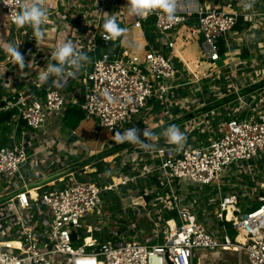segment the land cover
<instances>
[{
  "label": "built area",
  "instance_id": "obj_1",
  "mask_svg": "<svg viewBox=\"0 0 264 264\" xmlns=\"http://www.w3.org/2000/svg\"><path fill=\"white\" fill-rule=\"evenodd\" d=\"M41 1L51 44L47 33L35 42L29 38L35 58L25 59L22 70L8 57L0 63V112H11L13 129L19 122L25 126L20 145L0 147V264H195L196 249L231 251L247 264H264V102L248 117L213 114L175 125L185 136L180 146L169 142L166 129L154 134L158 118L150 105L165 107L174 87L177 50L168 33L196 18L201 59L214 62L238 15L203 4L175 11L171 21L159 9L133 15L127 0ZM31 2L0 0L12 32L27 34V25L18 27L14 16ZM127 14L136 28L151 20L173 54L102 52L40 85L38 74L55 62L51 53L60 42L71 40L78 50L94 52L96 39L107 46L115 37L99 22L108 26L111 15L126 24ZM255 15L264 21V8ZM262 48L264 53V38ZM80 69L81 101L63 86ZM238 100L237 109L252 105V98ZM69 105L111 133V145L123 144L116 143L117 131L136 128L148 147L133 143L102 157L101 167L71 164L78 150H59L49 138ZM144 130L153 135L143 136ZM238 186L244 200L254 202L246 209L239 204ZM139 198L143 201L135 202Z\"/></svg>",
  "mask_w": 264,
  "mask_h": 264
},
{
  "label": "crops",
  "instance_id": "obj_2",
  "mask_svg": "<svg viewBox=\"0 0 264 264\" xmlns=\"http://www.w3.org/2000/svg\"><path fill=\"white\" fill-rule=\"evenodd\" d=\"M40 4L44 5V2L41 1ZM203 4L224 12H235L238 15L236 25L227 33L226 38L220 41V57L214 62H205L201 59L199 47L201 35L197 31L196 18H190L187 23L181 24L168 33V37L174 41L178 52L173 56L176 73L172 83L174 87L170 90L166 106L162 107L157 102L150 104L152 115L158 118L157 127L153 129L155 135H158L161 130L167 129L169 126L183 124L188 120L195 122L200 117L206 118L213 114L248 117L262 108L260 101L264 102V53L262 48L264 21L255 14L264 8V0H176V11L190 10ZM52 5L50 3L49 10ZM126 17L127 23L123 24L120 21L115 22L118 18L108 15L107 20L113 18L115 25L123 29V32L110 40L107 46H104L100 39H96L95 51L85 52L89 57L86 62L93 60L95 56L102 52L141 54L145 50L155 49L173 54V49H167L163 46L165 41L157 36L151 20L144 22L141 28H136L131 26L130 16L127 14ZM99 24L100 29L112 32L109 26L102 25L103 23L100 22ZM68 26H71V24H68ZM27 27V34L12 32V26L6 19L4 11L0 8V63H5L6 57H8L7 60L11 58L4 51L9 43L19 45L18 50L24 56V59L35 58L33 57L35 52L31 49V44H28V39L31 38L35 42L39 38L34 36V30L31 26L27 25ZM41 30L44 38L47 33L45 40L48 44H51L52 33L42 25ZM219 60L220 62H218ZM189 70L196 76V79L192 78ZM83 79L84 72L80 69L76 78H71L63 83L67 94L76 97L79 101L83 98L85 87ZM239 97L252 98V105L237 109L240 102ZM10 117L11 115L6 122L9 144L4 146L20 145L23 140L25 126L22 122H19L18 126L13 129V126L9 124ZM82 120L93 121L96 125L94 132L98 135L102 133L94 118L84 117ZM51 127L52 132L49 138L55 143L53 144L51 141L55 148L63 149L67 153H72L74 147L80 154L97 153V156L93 155L89 158L96 157L95 160L88 162L92 165H96L97 161L102 158H98V156L105 151H109V145L113 144L110 137L109 141L100 144V150L96 147H87L86 144L76 138V129L69 130L65 128L63 121L60 125L52 124ZM65 130L69 131V134H65ZM72 141L75 142V145L71 144ZM80 145H83L81 146L82 149L76 148Z\"/></svg>",
  "mask_w": 264,
  "mask_h": 264
},
{
  "label": "clouds",
  "instance_id": "obj_3",
  "mask_svg": "<svg viewBox=\"0 0 264 264\" xmlns=\"http://www.w3.org/2000/svg\"><path fill=\"white\" fill-rule=\"evenodd\" d=\"M127 6L133 15L146 16L153 9H159L167 15L169 20H175L176 0H127ZM46 17L47 12L42 8L39 0H32L28 6L23 7L16 13L14 23L18 27H23L24 25L31 26L34 30V36L36 38H43L44 34L41 30V25ZM107 24L114 36H119L123 32V29L118 28L113 20H109ZM18 49L19 45L9 43L4 48V51L12 58L14 64L18 65L22 70L26 66V62ZM51 60L55 61V63H48L46 68L38 74L40 85L45 84L53 76L63 78L68 66L79 68L82 62L89 60V57L85 52L74 47L73 42L69 40L62 41L57 45L51 53ZM68 74L70 75L71 72H68ZM151 135L153 133L150 131H143V136ZM164 135L170 143L178 146L182 145V142L185 140L184 134L175 125L169 126L165 130ZM115 136L116 143H124L125 141L144 143L139 139L136 128H129L124 133L117 131ZM144 146L147 148V143H144Z\"/></svg>",
  "mask_w": 264,
  "mask_h": 264
},
{
  "label": "rangeland",
  "instance_id": "obj_4",
  "mask_svg": "<svg viewBox=\"0 0 264 264\" xmlns=\"http://www.w3.org/2000/svg\"><path fill=\"white\" fill-rule=\"evenodd\" d=\"M218 62H220V60ZM50 119L51 118H49L48 121ZM48 125L49 123L47 122V126ZM95 129H96V125L93 123V121L82 120L80 124L78 125V127L76 128V134H77L76 138L81 140L84 144H86L85 146L87 147L88 146L91 148L96 147L99 149L100 144L105 143L106 141H109V138L111 137L112 134L109 133L107 130H102V133L98 135L94 132ZM74 143L75 142L72 141L71 144L75 145ZM115 147L117 146L110 147L109 150H112ZM76 148L80 149L81 147H76ZM105 152H108V151H105ZM95 156H97V153L95 154ZM90 157L91 156H88L86 153H81L77 156H72L74 160H71V164L77 163V166H78V164L82 163L83 161L89 160ZM96 165L98 166L97 163ZM107 168H108V165H105L102 167L103 170H106ZM119 171L120 170L116 169L112 173L117 174ZM43 173L44 175L49 174V172L45 170H43ZM235 177L236 179L240 180L239 175H236ZM238 189H240V192H238L240 193L239 204L242 207V209H246V204H252L254 202L248 198H246L248 200H244L245 198L242 195V193H244V189H242L241 187H239ZM229 234H232V233H229ZM80 243H81V240L77 242V244H80ZM195 254L196 256H198L197 259L195 258V264H247L243 256L237 253L231 252V251H217V252L209 253V252H203L201 249H196Z\"/></svg>",
  "mask_w": 264,
  "mask_h": 264
},
{
  "label": "trees",
  "instance_id": "obj_5",
  "mask_svg": "<svg viewBox=\"0 0 264 264\" xmlns=\"http://www.w3.org/2000/svg\"><path fill=\"white\" fill-rule=\"evenodd\" d=\"M51 79L52 77L49 78V80ZM9 116L10 112H0V147L9 144V139L7 137L8 125L6 123L9 119ZM84 116V112L79 107L69 106L63 116V126L69 130H74L77 128L80 121L84 119ZM98 162L99 160L97 163ZM98 166L101 167L100 162L98 163Z\"/></svg>",
  "mask_w": 264,
  "mask_h": 264
},
{
  "label": "water",
  "instance_id": "obj_6",
  "mask_svg": "<svg viewBox=\"0 0 264 264\" xmlns=\"http://www.w3.org/2000/svg\"><path fill=\"white\" fill-rule=\"evenodd\" d=\"M64 133H65V134H69V131L67 132V131L65 130ZM131 144H133V143H131V142L123 143V144H121L120 146H117V147L113 148L112 150H109L108 152L101 153V154L98 156V158H101V157H103V156H105V155H108V154H110V153H112V152H115V151L121 150V149H123V148H125V147H127V146H129V145H131ZM95 159H96V157H94V158H92V159H89V160H85L84 162H82V163L80 164V166H82L83 164H85V163H87V162H90V161H92V160H95ZM148 199H149L148 196H146V197L144 198V200H148ZM142 201H143V198H139V199L135 200V202H142ZM72 237L74 238V235H73Z\"/></svg>",
  "mask_w": 264,
  "mask_h": 264
},
{
  "label": "bare ground",
  "instance_id": "obj_7",
  "mask_svg": "<svg viewBox=\"0 0 264 264\" xmlns=\"http://www.w3.org/2000/svg\"><path fill=\"white\" fill-rule=\"evenodd\" d=\"M228 217H229V215H228Z\"/></svg>",
  "mask_w": 264,
  "mask_h": 264
}]
</instances>
